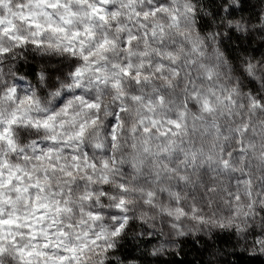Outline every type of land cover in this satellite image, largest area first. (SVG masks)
<instances>
[{"label":"snow or ice","instance_id":"snow-or-ice-1","mask_svg":"<svg viewBox=\"0 0 264 264\" xmlns=\"http://www.w3.org/2000/svg\"><path fill=\"white\" fill-rule=\"evenodd\" d=\"M247 2L0 0V65L67 69L24 89L0 70V264H136L113 259L136 221L141 239L259 229L264 252V60L220 47L264 37Z\"/></svg>","mask_w":264,"mask_h":264},{"label":"trees","instance_id":"trees-1","mask_svg":"<svg viewBox=\"0 0 264 264\" xmlns=\"http://www.w3.org/2000/svg\"><path fill=\"white\" fill-rule=\"evenodd\" d=\"M208 3V0H205ZM264 0H248L247 4L237 12L236 19L252 18L254 23L259 16ZM208 11H213L208 4ZM208 18L205 17V20ZM207 31V28H205ZM222 52L233 67H239L242 59L252 57L264 60V42L257 36H243L233 33L231 38H225L222 43ZM20 73L29 81L37 77V66L33 62L19 64ZM215 232V230L212 231ZM152 240L148 238H134L129 235L122 242L115 253V257H122L126 261L135 259L136 264H264V255H249L234 245V238L229 234H215L210 240L203 237L182 239L174 250L157 256L150 255L154 249Z\"/></svg>","mask_w":264,"mask_h":264},{"label":"rangeland","instance_id":"rangeland-1","mask_svg":"<svg viewBox=\"0 0 264 264\" xmlns=\"http://www.w3.org/2000/svg\"><path fill=\"white\" fill-rule=\"evenodd\" d=\"M262 8H264V4H263ZM261 9L258 11L259 15L261 14ZM243 19L245 21L248 20L245 18H243ZM237 20H239V18ZM253 23H254V20H253ZM251 36H257L261 42H264V37H262L260 34H258L256 32H253ZM220 47H221V45H220ZM221 50H222V47H221ZM248 58H252V57H248ZM253 60L257 61V59H255V58H253ZM26 62L35 63V65L37 66L38 73L41 71V69H43L46 74H51L53 79H56L57 77H59L62 71L63 72L67 71V69L65 67V62L60 57H58V56L42 57L38 53H28L27 59H25L23 56H21L18 60L6 62V64L0 65V70L7 72L8 71V65L11 64L13 71L16 72V76L17 77H23L22 80L17 79V81H16L17 86L21 89L27 88L29 84L36 86L37 81H38V77H36V79L34 81H29L26 77L23 76L22 73L17 71V69L19 70V64L20 63H26ZM224 71H227V69H224ZM236 74H238V73H234V75H236ZM6 78L9 79V81H11V79H12V77H10V76L6 77ZM243 83L245 85L244 90L245 91L249 90V88L251 87L249 85V82L247 80H244ZM145 228H146V226H145ZM159 228H160V224L158 223L157 229H159ZM140 231H141L140 222L136 221L135 226L130 230L129 235L133 236L134 238H139V232ZM170 231H171L170 228L165 227L164 228L165 235H160V233L157 232V235H155V236H152V237L145 236L143 238L151 239L152 240L151 244H154L155 247L160 246V244L163 240L171 239L172 241L175 242V245L177 247L179 242L185 238H196V237L201 236L206 240H210L211 237L215 234H226L227 233V234L233 236V238L235 240L234 245L239 250H241V251H243L249 255H264V252L260 251L259 246L254 244V240L256 238L257 233L259 232V229H256L255 232H251L250 234H248L246 236V238L244 236L237 235L233 230L215 229V232H213V234L212 233L211 234L201 233L199 235H189L186 237H179V238L175 237L174 235L169 237L167 235V233H169ZM172 250H174V248H165L164 252H168V251H172Z\"/></svg>","mask_w":264,"mask_h":264}]
</instances>
